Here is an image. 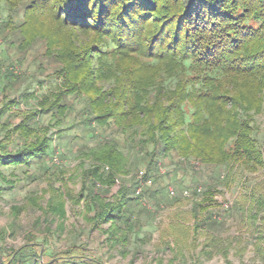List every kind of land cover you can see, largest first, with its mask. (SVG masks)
Masks as SVG:
<instances>
[{"label": "trees", "instance_id": "trees-1", "mask_svg": "<svg viewBox=\"0 0 264 264\" xmlns=\"http://www.w3.org/2000/svg\"><path fill=\"white\" fill-rule=\"evenodd\" d=\"M23 8L24 21L0 25L10 33L5 43L21 53L41 43L55 82L37 101L41 113L25 114L7 132L22 148L0 155V164L27 166L48 157L49 128L75 111L95 139L78 151L81 190L50 188L46 213L63 220L65 199L72 207L84 201L87 222L109 224L110 239L121 232L125 238L134 231V201L167 154L214 167L264 168L254 121L264 113L263 0H28ZM10 76L0 62V77ZM45 115L47 126L40 123ZM133 169L143 175L116 186ZM248 193L243 211L254 219L264 210V182ZM31 245L13 251L7 264H90L73 250L40 263L25 257Z\"/></svg>", "mask_w": 264, "mask_h": 264}, {"label": "rangeland", "instance_id": "rangeland-1", "mask_svg": "<svg viewBox=\"0 0 264 264\" xmlns=\"http://www.w3.org/2000/svg\"><path fill=\"white\" fill-rule=\"evenodd\" d=\"M27 2H16L13 9L1 2L0 25L12 20L17 26L24 21L23 4ZM8 34V30H0V62L12 74L10 79L0 77V113L10 106L0 114V155L22 148L18 136L9 138L7 132L25 114L41 113L37 101L55 82L51 78L55 66L49 64L43 45L37 43L21 53L7 46ZM79 121L75 111L59 128H49L51 150L43 160L27 166L0 164V264H7L13 251L30 243L25 257L33 255L40 263L63 260L66 255L62 252L73 250L90 264H264V210L254 219H246L244 214L248 191L264 182V168L214 167L194 156L167 154L160 160L151 186L143 187L144 192L134 201V231L125 238L121 232L110 239L104 232L109 224L87 222L84 201L72 207L65 199L63 220L46 213L50 188L73 194L81 190L78 151L84 145L93 147L95 139L83 131ZM254 121L257 144L264 150V113ZM49 122V115L40 118L43 126ZM138 171L133 169L116 186H128ZM209 187L214 189L208 195ZM169 189L174 192L171 197ZM155 191L163 196L155 198ZM60 223L62 231L57 228Z\"/></svg>", "mask_w": 264, "mask_h": 264}, {"label": "built area", "instance_id": "built-area-1", "mask_svg": "<svg viewBox=\"0 0 264 264\" xmlns=\"http://www.w3.org/2000/svg\"><path fill=\"white\" fill-rule=\"evenodd\" d=\"M142 175H143V172H140L138 177H140V176H142ZM150 183H151V181H150V180H147L146 182H143V183H141V184H142V186H143V185H148V184H150ZM139 190H140V189H138L137 192H139ZM187 193H188L187 191L184 192L185 195H187ZM168 194H169L170 196H173V195H174L173 190H172V189H169Z\"/></svg>", "mask_w": 264, "mask_h": 264}]
</instances>
